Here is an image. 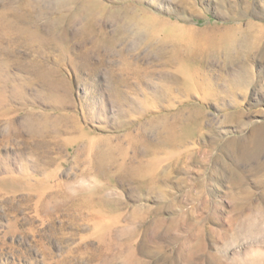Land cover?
<instances>
[{
  "label": "rangeland",
  "instance_id": "374dc122",
  "mask_svg": "<svg viewBox=\"0 0 264 264\" xmlns=\"http://www.w3.org/2000/svg\"><path fill=\"white\" fill-rule=\"evenodd\" d=\"M63 1L22 8L30 20L22 24L39 25L45 36L54 25L58 38L32 43L14 30L3 40L8 88L28 92L39 116L50 109L46 81L63 78L58 91L68 107L82 114L85 104L95 118L82 122L102 136L133 128L157 143L166 115L187 121L192 135L167 147L174 153L149 184L115 169L84 177L72 156L49 180L32 165L36 137L26 105L15 103L13 122L0 118V264H264V0ZM144 15L159 24L151 42L136 21ZM183 34L222 46L183 53L185 69L176 72L158 45ZM102 38L106 46L96 44ZM124 66L132 68L127 85L114 79ZM114 85L138 104L147 100L149 110H121L110 101ZM11 168L26 176L13 182ZM99 188L126 212L110 230L54 206Z\"/></svg>",
  "mask_w": 264,
  "mask_h": 264
},
{
  "label": "bare ground",
  "instance_id": "6f19581e",
  "mask_svg": "<svg viewBox=\"0 0 264 264\" xmlns=\"http://www.w3.org/2000/svg\"><path fill=\"white\" fill-rule=\"evenodd\" d=\"M9 2L10 0L7 1V3L5 2L3 9L0 10V43L4 42L3 40L5 38L9 39L11 37V32L14 30H19L25 36L24 38L32 43L36 42L38 44H43L45 41H49V43H51L53 40L58 38L57 34L55 33L56 27L54 25L50 26V29L48 28L49 34L45 36V34L42 33V28H40L39 25L35 24L34 26H31L29 24H22L23 22L30 21L26 17V14H23L22 12L24 11L22 8L30 6L31 3L29 0L18 1V4H12L13 6L10 5L12 2ZM63 2L64 1L61 0V3L58 5L63 4ZM85 20V23L91 26L89 20L86 18ZM136 21H138L137 23L139 26H141V28L149 31L147 32V40L151 42V40L154 39V33L157 32L156 30L159 26V24L156 22L157 20L153 17L147 18V16L144 15L141 16V18H138ZM151 24L153 25L152 30H150L152 27L149 28V25ZM86 35L90 36V33ZM195 38L196 37L185 38L184 34L183 36H164L158 45L161 56L164 57L162 58L164 59V63L167 64V62H170L174 68V71L179 72L185 69L184 63L181 60L184 57L183 53L186 52L187 54L191 55L197 51L201 52L205 48H208L209 45L214 48L222 46L216 45V42L214 41H209L208 45L203 44V42L201 44V41H199V43L197 42L198 39L196 38L197 40H195ZM105 42L106 38H102V40L98 42L96 41V44L98 43V45H105ZM250 42L251 40H249V43ZM116 43L117 42L112 41L109 44L114 46ZM168 43H170L171 49L167 50ZM236 48H238L237 45ZM223 50L225 49L223 48ZM223 50L221 49L220 52ZM122 52L123 49L119 51V54ZM228 53L232 52H229L228 50ZM0 55V118L6 119L8 122L7 124L10 125L13 122L11 113L15 110V103L19 102L20 105H26L25 109H27V114L25 119L30 122L31 131L34 137H36V144L33 148V153L36 157L34 159L35 162L32 165L38 172H42L46 179L52 180L64 162L66 163L68 156H72L74 164L80 168L81 175L84 177H98L103 174L106 175L108 172H111L115 169L127 177L146 181L149 184L152 183V180L155 178V173H157L163 161H165V159L168 160L174 153L167 147L182 144L192 135L191 128L187 127V121H184V119H178V116H176V119L170 121L168 116L164 115L166 117V121L163 124L165 132L164 135H161V140H159L157 143L150 141L148 142L145 135L142 137L140 133L135 134L133 132V128L131 130L129 129V131L123 135L120 134L119 136H114L107 134L102 136L100 133L95 132L82 122V120L87 122L88 119L90 120L95 118V115L93 116L90 112H88V108L85 104H81L80 107L82 114L77 109L73 110L68 107L71 103L68 95L64 93L61 94L58 91L60 84L65 81L63 78L59 81L53 77H50L51 79L46 81L48 84L46 88L48 92L44 94L42 98L45 100V103H49L50 109L40 113L43 116L39 117L41 115L38 116L35 109L28 108V92H26L24 89H21L20 86L16 87L17 84L14 85L12 89L8 88L5 80L9 79L8 64L10 61L2 46H0ZM122 56H124L123 53ZM72 60L74 59L72 58ZM125 64H128L127 60L125 61ZM131 69L132 68L128 66L120 68L122 71H119L121 75H115L114 79L116 81H122L126 83V85L129 84L126 75L131 73ZM136 76H139V74L136 73ZM175 81H178L176 77ZM201 85L203 87V84ZM201 85L199 86L201 87ZM110 91V101L116 106H119L121 110L131 113L130 111L135 106H142L144 110L149 108L147 100H143L138 104L127 97V95H124V90L118 85L111 86ZM88 104H90V101H88ZM91 105H95L94 107H96L97 102L93 104L91 103ZM100 107L102 110H105V112L107 111V103H102ZM54 151L57 152V155L55 156L52 154ZM131 151L133 152L132 154L130 153ZM141 153L144 154L140 156ZM52 166L55 167L52 168ZM10 172L11 174H9L7 178L13 182L18 181L19 178L26 176L24 174V176H15L12 168L10 169ZM119 204V199L115 200L106 196L103 189L99 188L95 191L81 194L73 200L69 199L64 200L61 203H56L54 206L58 211L62 209L66 211V215H68L70 218H87L89 220H93V223H95V226H93L95 229H93L98 231L101 229V227L110 230L113 228V226L119 224L126 217V212L121 210V207L118 206Z\"/></svg>",
  "mask_w": 264,
  "mask_h": 264
}]
</instances>
